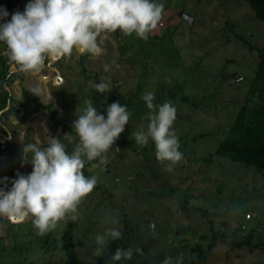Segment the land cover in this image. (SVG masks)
I'll return each instance as SVG.
<instances>
[{
  "label": "rangeland",
  "instance_id": "obj_1",
  "mask_svg": "<svg viewBox=\"0 0 264 264\" xmlns=\"http://www.w3.org/2000/svg\"><path fill=\"white\" fill-rule=\"evenodd\" d=\"M159 2L163 18L147 40L108 34L101 55L74 51L71 58L46 61L39 77L20 73L9 82L7 48L0 45V92L8 80L12 99L2 119L0 152L15 175L32 172L23 147L35 137L42 147L58 138L73 151L78 138L72 126L85 100L105 118L114 102L130 113L106 162L85 165V176L98 179L79 206V219L45 235L31 220H0V264H115V251L129 247L132 259L118 264H163L166 258L171 264H264V249L257 248L264 244V172L215 154L247 100L264 23L243 0ZM182 12L194 17L192 27ZM101 80L110 84L109 92L89 87ZM37 88L45 90L39 97L32 94ZM146 91L155 93L154 104L171 101L177 114L188 117L174 124L183 159L172 172L157 161L151 140L135 143L133 133L148 124L141 99ZM112 227L122 238L96 257V235ZM214 240L202 257L198 246L208 250Z\"/></svg>",
  "mask_w": 264,
  "mask_h": 264
},
{
  "label": "clouds",
  "instance_id": "obj_2",
  "mask_svg": "<svg viewBox=\"0 0 264 264\" xmlns=\"http://www.w3.org/2000/svg\"><path fill=\"white\" fill-rule=\"evenodd\" d=\"M163 14L164 4L159 0H31L10 21L7 11L0 9V21H7L0 23V43L6 45L8 59L18 72L39 77L46 61L71 58L74 51L93 57L101 55L104 37L117 30L124 36L147 40L158 28ZM89 87L101 94L110 91V84L103 80L90 82ZM44 91L37 88L32 94L39 97ZM141 99L149 109L148 124L146 129L142 125L133 133L135 143L147 145L151 140L157 161L165 166V171L172 172L183 159L174 130L177 110L171 101L154 104L152 91L143 93ZM84 105L73 122L78 142L71 153L58 138H50L47 147L41 146L38 137L24 143L23 159L32 165V172L18 174L10 189L8 178L0 179L4 185L0 187V220L10 224L31 220L37 234L45 235L60 223L79 219V206L92 193L98 179L95 175L85 176L86 163H105L107 153L130 119L127 106L119 102L108 106L107 118L97 111L91 99L85 100ZM121 238L117 227L97 234L93 254L103 256L109 242ZM135 252L142 254V249L136 248ZM133 254L131 247L118 248L112 260L118 264L131 260ZM163 264H171V258Z\"/></svg>",
  "mask_w": 264,
  "mask_h": 264
},
{
  "label": "trees",
  "instance_id": "obj_3",
  "mask_svg": "<svg viewBox=\"0 0 264 264\" xmlns=\"http://www.w3.org/2000/svg\"><path fill=\"white\" fill-rule=\"evenodd\" d=\"M243 1L249 3L256 17L264 23V0ZM29 2L31 0H0V9L7 11V21H10L12 15L17 11L22 13ZM7 21H0V23ZM2 44L0 43V45ZM4 46L6 47V45ZM255 49L258 51L259 63L248 91L247 100L239 109L236 120L226 136L220 141L215 154L264 172V45L261 48L256 46ZM12 80L13 76L9 78V82ZM9 82L7 80L1 86L0 113L7 108L9 101H11V92L5 88ZM207 161L212 162V159H207ZM4 177L8 178L7 188L10 189L12 186L11 181L15 180L17 176L11 170L2 166L0 162V179ZM0 187H4V185L0 184ZM202 211L206 216L207 213L204 210ZM215 246L216 240L209 246L208 250H204L200 246L197 250L201 251L200 255L206 258V254H210ZM258 247L264 249V244ZM68 249L69 256L75 261L76 252L70 248Z\"/></svg>",
  "mask_w": 264,
  "mask_h": 264
},
{
  "label": "water",
  "instance_id": "obj_4",
  "mask_svg": "<svg viewBox=\"0 0 264 264\" xmlns=\"http://www.w3.org/2000/svg\"><path fill=\"white\" fill-rule=\"evenodd\" d=\"M181 18H184L186 19L187 21H189L190 23V26L192 27L193 24H194V17L189 15V14H185V13H181ZM233 82L234 83H237L238 82V79H237V73H234L233 74ZM177 119L178 120H185V119H188V117H184V116H180L179 114H177Z\"/></svg>",
  "mask_w": 264,
  "mask_h": 264
},
{
  "label": "flooded vegetation",
  "instance_id": "obj_5",
  "mask_svg": "<svg viewBox=\"0 0 264 264\" xmlns=\"http://www.w3.org/2000/svg\"><path fill=\"white\" fill-rule=\"evenodd\" d=\"M115 34H117V35H121V33H120V31L119 30H117V32H115ZM12 100V99H11ZM12 102V101H11ZM9 105H10V103L7 105V108L9 107ZM6 108V109H7ZM5 109V110H6ZM2 111L1 113H0V128H2V130H0L1 131V134L3 135L1 138L2 139H4V129H3V127H2V123H3V118L4 117H6V114H7V112L8 111ZM8 136V135H7ZM1 151V150H0ZM1 152H3V151H1ZM0 152V162H1V164L3 165V158H2V153ZM2 158V159H1ZM4 166V165H3ZM5 167V166H4ZM5 168H7V169H9L8 167H5ZM10 170V169H9ZM12 171V170H11ZM12 172H14V171H12ZM17 176V175H16Z\"/></svg>",
  "mask_w": 264,
  "mask_h": 264
},
{
  "label": "crops",
  "instance_id": "obj_6",
  "mask_svg": "<svg viewBox=\"0 0 264 264\" xmlns=\"http://www.w3.org/2000/svg\"><path fill=\"white\" fill-rule=\"evenodd\" d=\"M10 63H11V62H9V64H10ZM9 64L7 63V65L5 66V68H6V70H9V71H10V72H9L10 77L13 76V79H14V78L17 77L16 74H20V72L17 71L16 67H15L12 63H11L10 65H9ZM8 89H10V91H11V88L8 87ZM9 106H10V107H8L5 111H8V110L11 109V104H10ZM0 136H1V137L3 136V135L1 134V131H0Z\"/></svg>",
  "mask_w": 264,
  "mask_h": 264
}]
</instances>
